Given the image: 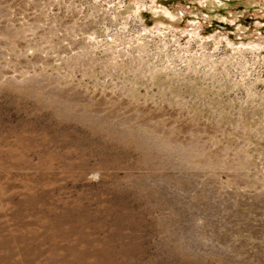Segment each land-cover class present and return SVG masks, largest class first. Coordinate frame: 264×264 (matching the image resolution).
<instances>
[{
  "label": "rangeland",
  "instance_id": "1",
  "mask_svg": "<svg viewBox=\"0 0 264 264\" xmlns=\"http://www.w3.org/2000/svg\"><path fill=\"white\" fill-rule=\"evenodd\" d=\"M0 264H264V0H0Z\"/></svg>",
  "mask_w": 264,
  "mask_h": 264
}]
</instances>
